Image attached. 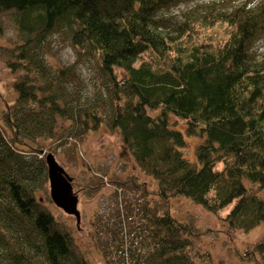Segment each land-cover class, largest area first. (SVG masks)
Returning a JSON list of instances; mask_svg holds the SVG:
<instances>
[{
    "label": "trees",
    "instance_id": "trees-1",
    "mask_svg": "<svg viewBox=\"0 0 264 264\" xmlns=\"http://www.w3.org/2000/svg\"><path fill=\"white\" fill-rule=\"evenodd\" d=\"M182 2L0 0V33L9 12L17 34L0 43L15 93L0 107V264H87L36 197L48 179L32 142L55 138L59 120L81 136L105 119L155 179L151 189L136 176L124 181L143 193L146 235L133 264H199L192 223L171 215L175 195L212 212L231 203L229 230L264 220V199L252 187L264 190V54L253 48L264 38V0L254 8L253 0H201L169 13ZM222 22V36L204 31ZM62 26L78 54L95 60L104 95L81 99L74 63L47 59L48 35ZM171 115L186 134L200 135L195 162L181 151L187 141ZM254 246L264 252V236Z\"/></svg>",
    "mask_w": 264,
    "mask_h": 264
},
{
    "label": "rangeland",
    "instance_id": "rangeland-1",
    "mask_svg": "<svg viewBox=\"0 0 264 264\" xmlns=\"http://www.w3.org/2000/svg\"><path fill=\"white\" fill-rule=\"evenodd\" d=\"M199 1L201 0L182 2L169 8V13L178 16L188 6ZM226 27L224 22L215 23L211 29L204 31H209L217 38L224 34ZM2 29L0 43L11 44L16 41L14 19L9 12L2 16ZM48 37L47 59L55 65L74 63L76 86H80L81 99L95 93L104 95L95 60L78 54L66 28L62 26ZM196 40L201 39L198 37ZM253 48L259 55L264 54V38H259ZM13 78L0 58L1 108L4 107V100L9 102L14 98L15 93L10 83ZM170 119L176 122L172 127L184 132L181 120L173 115ZM100 122L96 129H89L81 136H73L68 133L73 124L67 120H59L55 138L42 137L32 142L39 148L40 153L35 152L38 157L45 159L46 153H52L72 178L71 186L80 211L78 222L72 214L62 211L50 199L48 180L37 191L36 197L54 219L60 220L73 235L87 264H133L137 257L135 247L146 235L140 209L143 193L141 186L129 185L124 181L136 176L139 182L145 181L149 189L156 182L153 176L145 173L135 163L131 153H128L118 134L109 128L105 119ZM184 138L187 142L181 151L189 161L195 162L194 148L200 141V135H188L184 132ZM252 187L264 199V190L257 189L255 184ZM147 196L151 198L150 194ZM230 205L231 203L212 212L187 196L175 195L170 199V212L173 217L192 223L194 232L190 234V238L195 247L191 249V253L199 264H264V252L254 246L264 236V220L247 231L229 230L223 217ZM36 264H42V260L39 259Z\"/></svg>",
    "mask_w": 264,
    "mask_h": 264
},
{
    "label": "water",
    "instance_id": "water-1",
    "mask_svg": "<svg viewBox=\"0 0 264 264\" xmlns=\"http://www.w3.org/2000/svg\"><path fill=\"white\" fill-rule=\"evenodd\" d=\"M45 157L50 199L62 211L72 214L78 222L80 211L77 209L78 199L71 186L72 178L60 166L52 153H46Z\"/></svg>",
    "mask_w": 264,
    "mask_h": 264
},
{
    "label": "clouds",
    "instance_id": "clouds-1",
    "mask_svg": "<svg viewBox=\"0 0 264 264\" xmlns=\"http://www.w3.org/2000/svg\"><path fill=\"white\" fill-rule=\"evenodd\" d=\"M259 3H260V0H253V3L249 5V8H254Z\"/></svg>",
    "mask_w": 264,
    "mask_h": 264
}]
</instances>
